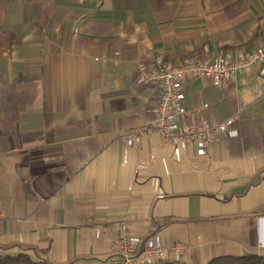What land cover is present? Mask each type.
<instances>
[{"label":"crops","instance_id":"obj_1","mask_svg":"<svg viewBox=\"0 0 264 264\" xmlns=\"http://www.w3.org/2000/svg\"><path fill=\"white\" fill-rule=\"evenodd\" d=\"M264 0H0V253L113 264L116 223L185 243L178 264L264 257V92L256 66L184 87L186 123L236 118L209 156L162 135L141 62L247 54ZM208 107L200 110L203 106Z\"/></svg>","mask_w":264,"mask_h":264},{"label":"built area","instance_id":"obj_2","mask_svg":"<svg viewBox=\"0 0 264 264\" xmlns=\"http://www.w3.org/2000/svg\"><path fill=\"white\" fill-rule=\"evenodd\" d=\"M256 66L263 79L264 92V43L247 54L223 52L215 59H200L176 64L159 59L154 64H139V84H156L160 89L159 103L152 123L132 128L124 133L123 139L129 146L142 143L148 136L158 134L172 145L194 146L197 155L209 156L211 147L222 138H236V118L223 122L203 119L197 125L186 123L189 115L184 106L185 85L192 79L212 81L216 85L233 78L240 69ZM208 106H203L202 109ZM0 216V222H1ZM118 236L115 241L116 257L113 264H163L180 263L189 247L185 243L168 245L159 235L141 238L133 235L126 223H116Z\"/></svg>","mask_w":264,"mask_h":264},{"label":"trees","instance_id":"obj_3","mask_svg":"<svg viewBox=\"0 0 264 264\" xmlns=\"http://www.w3.org/2000/svg\"><path fill=\"white\" fill-rule=\"evenodd\" d=\"M0 264H53L38 260L27 253L7 254L0 253ZM176 264V263H163ZM208 264H264V257L259 255L227 256L212 259Z\"/></svg>","mask_w":264,"mask_h":264}]
</instances>
